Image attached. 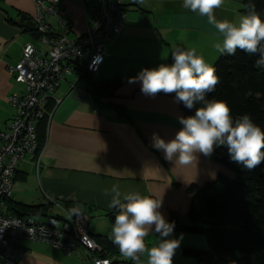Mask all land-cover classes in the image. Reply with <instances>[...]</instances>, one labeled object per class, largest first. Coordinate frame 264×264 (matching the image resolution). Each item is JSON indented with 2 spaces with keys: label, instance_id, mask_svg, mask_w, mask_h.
<instances>
[{
  "label": "crops",
  "instance_id": "crops-1",
  "mask_svg": "<svg viewBox=\"0 0 264 264\" xmlns=\"http://www.w3.org/2000/svg\"><path fill=\"white\" fill-rule=\"evenodd\" d=\"M243 2L224 0L215 10L217 20L238 23L244 14ZM97 4L98 0H92L91 6ZM125 10V28L106 44L104 62L92 76L93 81L132 78L145 68L171 65L176 48H195L212 66L221 55L215 47L221 42L219 34L207 24L206 17L183 8V0H143L142 4L126 0ZM36 13L34 0H0V131L16 113L9 103L10 95L26 92V84L17 82L8 67L21 62L29 43L47 50L35 32L25 26L28 21L22 22L26 17L35 24ZM61 16L72 20L71 37L86 31L88 13L82 0H63L59 14L47 17L53 29H58ZM81 72L82 67H74L45 105L50 116L41 167L37 172L31 159L21 162L15 175L14 202L29 206L50 203L48 214L57 216L79 208L89 215L90 232L95 238L109 237L117 214V209L109 206L113 185H119L122 203L126 193L161 198L160 211L167 221L176 214L188 223L191 196L187 190L191 185L217 181L220 175L234 178L229 168L201 153L196 154V163L176 166L164 158L162 150L153 147V133L169 141L183 127L179 118L185 114L174 93L148 96L141 92L140 82L128 80L113 96H96L90 80ZM73 85L87 91L90 98L73 95ZM18 182L28 188L18 187ZM159 239L153 231L145 243L151 247ZM167 239L181 241L173 264H198L183 255V248L208 247L203 234L174 230ZM17 244L23 250L19 264H93L83 249L70 255L50 245L24 240ZM112 263L146 264V256L135 262L119 255L112 258Z\"/></svg>",
  "mask_w": 264,
  "mask_h": 264
},
{
  "label": "clouds",
  "instance_id": "clouds-1",
  "mask_svg": "<svg viewBox=\"0 0 264 264\" xmlns=\"http://www.w3.org/2000/svg\"><path fill=\"white\" fill-rule=\"evenodd\" d=\"M143 3V0H138ZM224 0H183V8L207 18L221 39L215 45L219 53L234 55L237 48L249 54H260L256 66H264V20L255 11L254 5L241 15L238 23L217 20L215 10ZM173 63L161 64L157 68L143 69L129 83L140 82L141 92L155 97L159 93H175L177 103L192 109L197 103L195 114L181 116L183 127L169 141L153 133V147L164 152V158L177 166H189L197 161V153L210 156L216 146H226L232 161L248 170L264 161V131L245 114L233 120L229 105L222 100H206V95L215 90L219 83L215 68L206 63L195 48H176L172 52ZM96 60L93 61V64ZM110 207L117 209L109 239L115 244L125 260L139 262L146 256V264H173L180 239H167L174 231L160 211L162 199L126 193L121 201L119 185L111 189ZM80 215L79 208L69 209V218ZM5 221L2 227L8 226ZM159 234V242L149 247L145 238L150 233ZM99 264V262H98ZM103 264H108L104 261Z\"/></svg>",
  "mask_w": 264,
  "mask_h": 264
},
{
  "label": "built area",
  "instance_id": "built-area-1",
  "mask_svg": "<svg viewBox=\"0 0 264 264\" xmlns=\"http://www.w3.org/2000/svg\"><path fill=\"white\" fill-rule=\"evenodd\" d=\"M39 41L47 48L43 51L34 44L24 47L23 58L9 73L17 82L26 84L24 94H12L10 105L15 116L7 128L0 131V264H19L23 250L18 241L24 240L61 249L73 254L83 249L93 264H113L104 255V249L90 232V217L84 212L69 218L63 216H22L6 211V200L15 192V175L21 162L32 160L37 172L41 167L42 152H38L37 126L45 115V105L60 87L62 80L74 67L95 75L100 71L106 55V44L119 36L126 25V0H82L88 13L87 28L77 37H71L72 20L61 16L58 29H53L48 16L59 14L63 0H34ZM96 63L93 64V61ZM80 99L90 94L72 86ZM8 221L7 227H2Z\"/></svg>",
  "mask_w": 264,
  "mask_h": 264
},
{
  "label": "trees",
  "instance_id": "trees-1",
  "mask_svg": "<svg viewBox=\"0 0 264 264\" xmlns=\"http://www.w3.org/2000/svg\"><path fill=\"white\" fill-rule=\"evenodd\" d=\"M253 5L264 20V0H244V14ZM26 21L27 29L39 38L36 23L26 17L22 19V22ZM259 58V53L249 54L239 48L234 55L221 54L213 66L219 83L205 98L225 101L233 120L247 114L264 131V66H256ZM83 76L90 80L92 93L96 96H113L130 79L117 77L93 81V75L88 72ZM180 106L187 117L194 115L196 108L203 105L197 103L192 109H187L183 103ZM49 116V111H45L37 126L38 152L44 149ZM207 157L235 171L236 177L220 175L217 181L188 188L191 196L188 223L176 214L168 222H174V230L205 235L208 249L186 246L183 255L196 259L198 264H264V161L248 170L231 160L226 146H216ZM50 205L29 206L10 198L6 200V211L22 216H49ZM96 240L104 249L105 256L112 259L120 255L109 237L97 236Z\"/></svg>",
  "mask_w": 264,
  "mask_h": 264
},
{
  "label": "rangeland",
  "instance_id": "rangeland-1",
  "mask_svg": "<svg viewBox=\"0 0 264 264\" xmlns=\"http://www.w3.org/2000/svg\"><path fill=\"white\" fill-rule=\"evenodd\" d=\"M94 77L96 76V74L95 75H93ZM83 83V82H82ZM82 83H81V85H82ZM73 92H74V90H73ZM72 92V93H73ZM73 95H75L74 93H73ZM230 169V168H229ZM232 172H234L235 173V171H233L232 169H230ZM234 177H236V173H235V176ZM18 187L20 186L21 188H28V187H24L23 186V182H18V185H17ZM28 186H30V184L28 185ZM15 189H16V186H15ZM204 237H206L205 235H204ZM207 240V239H206ZM199 249H208V247L207 248H199Z\"/></svg>",
  "mask_w": 264,
  "mask_h": 264
}]
</instances>
